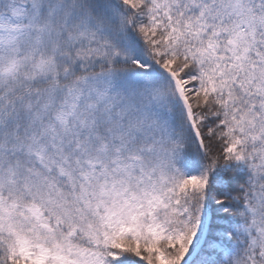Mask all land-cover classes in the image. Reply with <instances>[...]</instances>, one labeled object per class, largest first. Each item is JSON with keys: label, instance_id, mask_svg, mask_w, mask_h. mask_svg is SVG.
<instances>
[{"label": "snow or ice", "instance_id": "6c2138e0", "mask_svg": "<svg viewBox=\"0 0 264 264\" xmlns=\"http://www.w3.org/2000/svg\"><path fill=\"white\" fill-rule=\"evenodd\" d=\"M0 264H264V0H0Z\"/></svg>", "mask_w": 264, "mask_h": 264}]
</instances>
